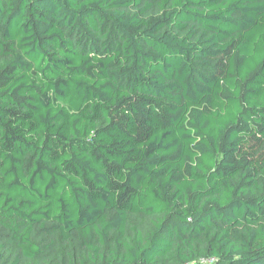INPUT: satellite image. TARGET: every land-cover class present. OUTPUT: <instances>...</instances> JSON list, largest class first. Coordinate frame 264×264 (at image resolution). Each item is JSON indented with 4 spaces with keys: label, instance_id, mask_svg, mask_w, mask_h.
I'll return each instance as SVG.
<instances>
[{
    "label": "trees",
    "instance_id": "16d2710c",
    "mask_svg": "<svg viewBox=\"0 0 264 264\" xmlns=\"http://www.w3.org/2000/svg\"><path fill=\"white\" fill-rule=\"evenodd\" d=\"M264 264V0H0V264Z\"/></svg>",
    "mask_w": 264,
    "mask_h": 264
},
{
    "label": "built area",
    "instance_id": "2783aa9c",
    "mask_svg": "<svg viewBox=\"0 0 264 264\" xmlns=\"http://www.w3.org/2000/svg\"><path fill=\"white\" fill-rule=\"evenodd\" d=\"M213 259H206V260H202L201 263L205 264V263H210Z\"/></svg>",
    "mask_w": 264,
    "mask_h": 264
}]
</instances>
